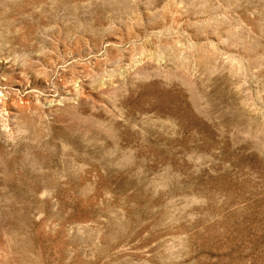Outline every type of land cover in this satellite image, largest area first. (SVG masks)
<instances>
[{
  "label": "rangeland",
  "instance_id": "rangeland-1",
  "mask_svg": "<svg viewBox=\"0 0 264 264\" xmlns=\"http://www.w3.org/2000/svg\"><path fill=\"white\" fill-rule=\"evenodd\" d=\"M0 264H264V0H0Z\"/></svg>",
  "mask_w": 264,
  "mask_h": 264
}]
</instances>
